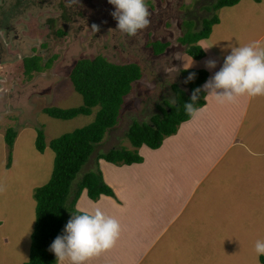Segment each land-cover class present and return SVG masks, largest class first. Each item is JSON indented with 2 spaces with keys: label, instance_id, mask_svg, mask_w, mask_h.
Returning a JSON list of instances; mask_svg holds the SVG:
<instances>
[{
  "label": "rangeland",
  "instance_id": "374dc122",
  "mask_svg": "<svg viewBox=\"0 0 264 264\" xmlns=\"http://www.w3.org/2000/svg\"><path fill=\"white\" fill-rule=\"evenodd\" d=\"M213 2L145 0L151 25L130 37L116 28L117 21L111 15L115 7L108 0H79L71 4L69 0H0V264H23L28 258L35 217L33 191L48 180L54 156L48 141L93 119L96 107L89 115L64 120L41 111L44 107L81 104L80 95L68 79L73 63L79 58L101 55L112 63L133 62L139 66L140 78L131 84L115 125L105 131L92 156L110 147L130 149L124 135L128 124L132 120L148 121L151 114L158 113L157 106H162L163 101L173 102L171 85L185 89V77L179 70L186 69L191 60L194 63L187 69H205L209 79L217 67L206 69V60H216L222 66L232 47L257 40L264 43V0H238L216 10L211 7ZM213 14L218 22L211 26L207 38L196 42L204 54L193 59L177 38L184 31L198 29L200 20ZM94 24L99 26L98 31L93 29ZM153 41L166 42L167 46L154 55L150 45ZM208 45L212 46L205 51L202 47ZM31 55L39 56L40 64L50 59V65L27 78L22 74L21 59ZM260 101L257 104L253 98L252 103L257 104L254 110L249 104L252 111L243 119L245 124L255 125L253 114H264V100ZM9 128L15 136L9 152L10 165L6 167L8 148L4 133ZM37 129L43 133L42 152L34 146ZM258 129H264V124L260 122L244 136L250 139ZM261 135L264 139V132ZM249 145L258 143L251 141ZM92 156L77 177L91 168ZM225 157L222 162L226 168L221 175L216 173L220 169L217 166L190 199L182 214L187 221L182 230H174V225L167 234V241L172 240V232L178 231L189 238V246L182 249L190 260L178 262L169 256V251H163L155 253L160 255V261L168 255L164 258L168 264H261L254 244L264 240V155L255 164L242 151L243 159L236 161L235 170L228 168L234 158ZM236 170H243L246 181L230 184V175ZM214 176H220L218 180L223 183L217 184ZM161 245L162 239L155 250H160Z\"/></svg>",
  "mask_w": 264,
  "mask_h": 264
},
{
  "label": "trees",
  "instance_id": "16d2710c",
  "mask_svg": "<svg viewBox=\"0 0 264 264\" xmlns=\"http://www.w3.org/2000/svg\"><path fill=\"white\" fill-rule=\"evenodd\" d=\"M238 0H214L213 10L230 6ZM258 2L259 0H253ZM1 22V21H0ZM218 22L213 14L200 20V27L194 31H184L177 41L184 45V52L193 59L203 56V50L196 44L200 39L207 38L211 26ZM3 24V22H2ZM62 34L61 31H58ZM152 53L157 55L166 48V42H150ZM53 57V56H51ZM40 57L31 55L21 59L22 74L29 77L32 72L41 71L50 65V59L42 64ZM190 73L195 78L188 80ZM179 74L185 77L184 87L171 85L173 102H162L157 106L158 113L151 114L148 121L132 120L124 135L131 148L110 147L103 152L93 154L94 147L101 141L106 130L112 128L119 115L124 97L129 93L131 84L140 78V68L136 63H112L101 55L91 58L77 59L69 73L68 79L73 90L81 97V104L75 107L59 108L44 107L42 112L56 119H71L77 115H89L96 107L93 119L69 132L52 138L48 147L54 153L51 172L48 180L33 191L34 224L30 234L28 258L23 264H55V255L48 250L57 235L63 233V228L73 214H79L75 203L81 192L96 201L101 195L113 197L112 189L105 183L99 168V160L113 165H129L139 163L142 157L138 148L145 145L150 149L160 146L164 137L176 132L178 125L191 116L184 111V103L192 92L201 87L208 72L205 69H180ZM187 80V82H185ZM205 92L201 91L200 99L196 102L198 108L204 103ZM15 133L9 128L4 133V142L8 148L6 167L10 165V150ZM34 146L42 152L44 148L43 133L37 129ZM92 156V166L77 177L81 167ZM258 261L264 264V257Z\"/></svg>",
  "mask_w": 264,
  "mask_h": 264
},
{
  "label": "crops",
  "instance_id": "0c3cea01",
  "mask_svg": "<svg viewBox=\"0 0 264 264\" xmlns=\"http://www.w3.org/2000/svg\"><path fill=\"white\" fill-rule=\"evenodd\" d=\"M216 67L214 69L218 71L221 65L216 64ZM203 99V105L197 108L199 111L181 122L174 134L164 137L159 147L150 149L141 145L138 148L141 162L116 166L99 160L103 180L112 189L114 198L101 195L96 201H91L84 196L83 190L75 208L89 211L101 208L119 222L120 235L113 247L93 257L87 264H168L164 262L168 255H163L161 261L160 255H155L163 251H169V256L178 262L190 260V255L182 249L189 246V238L182 237L178 231L177 234L172 232L171 241L166 239L174 225V230H182V225L186 224L182 214L195 192L209 179L214 169H218L217 166L220 169L216 173L221 175L226 168L222 162L225 155L234 158L228 166L231 170H235L236 161L243 159L242 151L252 163L260 162L264 155V139L259 134L264 129H258L250 139L244 136V133L254 131L260 122L264 124V114H253L255 125L243 122L252 111L249 104L253 98L245 95L235 102L220 103L205 92ZM254 99L257 104L259 99L263 103L264 96ZM252 104L254 110L257 104ZM251 141L258 145H249ZM230 176V184L246 181L243 170L232 171ZM219 178L214 176L217 184L223 183ZM161 239L162 248L155 250Z\"/></svg>",
  "mask_w": 264,
  "mask_h": 264
},
{
  "label": "clouds",
  "instance_id": "9594fccd",
  "mask_svg": "<svg viewBox=\"0 0 264 264\" xmlns=\"http://www.w3.org/2000/svg\"><path fill=\"white\" fill-rule=\"evenodd\" d=\"M69 3H79V0H69ZM108 3L115 7L111 15L117 21L116 28L122 33L135 36L151 25V13L145 0H108ZM92 27L95 31L99 30L98 25ZM211 46L202 48L207 51ZM193 63L191 60L186 69ZM216 64L213 59L204 62L208 70L214 69ZM194 78L195 73H190L187 79ZM201 91L213 95L220 103L235 102L245 95L249 98L264 96V43L257 40L232 47L219 70L185 101L184 111L187 115L199 111L195 105ZM77 212L79 214H73L67 221L63 233L57 235L49 245L48 250L55 255L56 264H87L93 257L113 247L120 235L119 222L101 208L95 207L89 211L78 207ZM254 252L257 258L264 256V240L255 242Z\"/></svg>",
  "mask_w": 264,
  "mask_h": 264
},
{
  "label": "flooded vegetation",
  "instance_id": "af4514ba",
  "mask_svg": "<svg viewBox=\"0 0 264 264\" xmlns=\"http://www.w3.org/2000/svg\"><path fill=\"white\" fill-rule=\"evenodd\" d=\"M15 3H17V4H20L18 1H16ZM10 12V11H9ZM3 29L4 30H7L8 29V26H3ZM22 67V66H21Z\"/></svg>",
  "mask_w": 264,
  "mask_h": 264
}]
</instances>
